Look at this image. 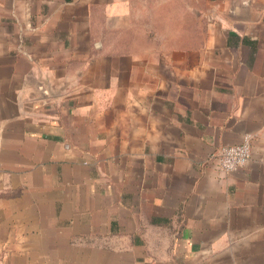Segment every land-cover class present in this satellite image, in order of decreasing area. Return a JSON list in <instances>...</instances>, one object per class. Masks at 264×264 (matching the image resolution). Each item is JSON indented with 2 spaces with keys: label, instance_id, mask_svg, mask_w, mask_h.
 Masks as SVG:
<instances>
[{
  "label": "crops",
  "instance_id": "obj_1",
  "mask_svg": "<svg viewBox=\"0 0 264 264\" xmlns=\"http://www.w3.org/2000/svg\"><path fill=\"white\" fill-rule=\"evenodd\" d=\"M0 264H264V0H0Z\"/></svg>",
  "mask_w": 264,
  "mask_h": 264
},
{
  "label": "built area",
  "instance_id": "obj_2",
  "mask_svg": "<svg viewBox=\"0 0 264 264\" xmlns=\"http://www.w3.org/2000/svg\"><path fill=\"white\" fill-rule=\"evenodd\" d=\"M250 153V144L248 139H245L239 144L219 146L214 153V158L219 170L224 174H229L245 166Z\"/></svg>",
  "mask_w": 264,
  "mask_h": 264
}]
</instances>
